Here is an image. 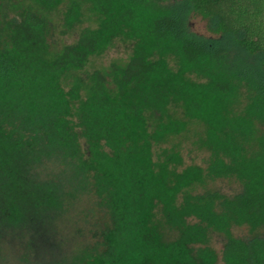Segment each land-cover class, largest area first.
Segmentation results:
<instances>
[{"label":"trees","instance_id":"trees-1","mask_svg":"<svg viewBox=\"0 0 264 264\" xmlns=\"http://www.w3.org/2000/svg\"><path fill=\"white\" fill-rule=\"evenodd\" d=\"M190 8L216 36L189 31ZM116 38L126 55L96 63ZM186 121L204 167L154 163ZM212 178L237 186L190 189ZM82 191L106 224L55 264H215L211 235L221 264H264V0H0V238L40 249Z\"/></svg>","mask_w":264,"mask_h":264},{"label":"rangeland","instance_id":"rangeland-1","mask_svg":"<svg viewBox=\"0 0 264 264\" xmlns=\"http://www.w3.org/2000/svg\"><path fill=\"white\" fill-rule=\"evenodd\" d=\"M173 1V0H171ZM178 1V0H177ZM63 7H59L62 10ZM185 22L189 31L202 36H216L212 32L211 20L203 17L197 11L188 9L185 13ZM130 41L125 38H116L111 46L96 59V63H105L114 57H123L128 52ZM169 67L174 68V61L166 58ZM193 78L192 76H190ZM202 126L197 121H186L183 130L168 135L162 141L153 145L152 160L154 163L163 160V153L175 152L179 161H167V166L176 171L189 165L204 167L208 152L201 142ZM165 151V152H163ZM46 171L49 172L47 169ZM237 186L232 178L205 179L202 183L192 186L191 190L202 188L220 187L222 190H230ZM153 222L164 239H171L176 231L164 223L156 208ZM106 224V218L88 191H82L76 195L66 210L52 224L47 236H41L38 241L40 249L32 251L26 243V239L17 237L13 231H3L0 238V264H55L69 260L76 250L90 246L99 237V228ZM235 235H245L247 229L244 226L231 228ZM214 253L215 264H221L220 243L216 235H211L203 244ZM63 260V261H62Z\"/></svg>","mask_w":264,"mask_h":264}]
</instances>
